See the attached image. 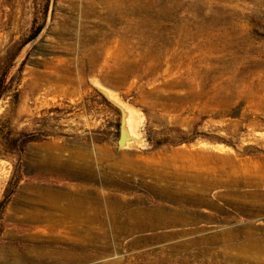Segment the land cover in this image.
<instances>
[{"label": "rangeland", "instance_id": "obj_1", "mask_svg": "<svg viewBox=\"0 0 264 264\" xmlns=\"http://www.w3.org/2000/svg\"><path fill=\"white\" fill-rule=\"evenodd\" d=\"M83 184L103 224L52 226ZM0 264H264V0H0Z\"/></svg>", "mask_w": 264, "mask_h": 264}, {"label": "bare ground", "instance_id": "obj_2", "mask_svg": "<svg viewBox=\"0 0 264 264\" xmlns=\"http://www.w3.org/2000/svg\"><path fill=\"white\" fill-rule=\"evenodd\" d=\"M112 3V2H110ZM113 5L112 8H110V10H112V13L115 14L117 12H119V5L116 3H113L111 4ZM109 5V6H111ZM140 7V6H139ZM108 8V7H107ZM135 9H138V8H135ZM109 10V9H108ZM109 10V11H110ZM139 10L141 11L142 9L139 8ZM124 11L126 12V8H124ZM138 11V10H136ZM119 13H122L121 11ZM109 14V13H108ZM112 15V14H111ZM113 16V15H112ZM115 17V16H114ZM121 17V19H126L127 18L124 16V15H121L119 16ZM117 18V17H115ZM114 18V19H115ZM127 22L129 23V20H127ZM126 22V23H127ZM125 23V24H126ZM130 24H132L130 22ZM134 24V23H133ZM138 24V25H137ZM136 24L137 26V31L140 33L141 32V27H143V24H142V20L141 21H138V23ZM145 24V23H144ZM126 26V25H125ZM124 27V26H123ZM122 27V28H123ZM131 27V26H130ZM133 27V26H132ZM131 27V28H132ZM127 28H128V25H127ZM135 28V26H134ZM124 29V28H123ZM129 29V28H128ZM128 29H126V32L124 31V36H127V31ZM136 29V28H135ZM121 30V29H120ZM119 30V31H120ZM125 30V29H124ZM132 29H129V31H131ZM134 31V30H133ZM123 32V31H122ZM132 32V31H131ZM141 34V33H140ZM123 36V34H122ZM130 36V35H129ZM127 39H129V37H127ZM126 40V39H124ZM128 41V40H127ZM124 42V41H123ZM128 43V42H127ZM126 44V42H125ZM121 47H123V45H121ZM129 50V49H128ZM96 51V50H94ZM122 53L126 52L125 54H127V49H122ZM97 52V51H96ZM112 53L109 54V56H111L112 60H117V61H120V64L124 67L123 68V72H126L128 71L129 69H132V66H133V63H135V60H129V54L126 55V57L124 58L122 55L120 56V54L118 53H114L113 51H111ZM94 54V52H93ZM146 56V54H144ZM142 55V56H139L140 58V64L144 61V59L146 60V57ZM145 58H144V57ZM95 58V57H94ZM111 60V61H112ZM95 60L92 59V63H94ZM63 64V63H62ZM109 63H106L105 66H108ZM132 64V65H131ZM68 74V73H67ZM63 75V74H62ZM62 80L63 81H70L71 78L68 76V75H65L64 73V76L62 77ZM137 113V112H136ZM131 118L129 119V134L133 137H137L139 138L138 141H142V137L140 136L139 134V131L136 130V125H135V115H134V112L131 111ZM138 125V124H137ZM139 143V142H138ZM53 148V146H52ZM63 149V146H60V145H57L56 149L54 150H58L57 152H60L61 150ZM82 152V151H81ZM86 152V151H85ZM84 152V153H85ZM90 153V152H88ZM105 156L104 157H107L109 158L110 157V152L109 150L107 149L105 152H104ZM84 155V154H82ZM90 155V154H89ZM86 156L89 157L90 159H92L91 156ZM126 157H124L125 159ZM51 159V170L52 169H56V170H64L66 172H68V169L71 165H69L68 163H66L64 160H61L58 159L57 157H52L50 158ZM110 160V159H109ZM139 160V161H138ZM126 161V160H124ZM135 165H137L138 167H141L143 165L142 161L140 159H137V161H135ZM72 164V163H71ZM75 164L73 163L72 166H74ZM87 165V164H86ZM128 165V164H127ZM131 165H132V162H131ZM146 164L143 165V167H145ZM136 168V166H135ZM82 170V169H81ZM86 170L87 171H84V173L82 172L81 176L85 177L87 179V181H89L91 183L90 180H95L94 179V173H93V169L91 166H88V168L86 167ZM94 182V181H93ZM96 183V182H95ZM98 183V182H97ZM92 184V183H91ZM90 184V185H91ZM75 185V184H74ZM79 185V184H78ZM74 186V187H70V188H67L66 190L62 191V190H53L51 188H46L44 190H41L39 191L38 195V198L40 200V202H42L44 205H46V207H49L51 208L52 210L55 209L54 211L56 210H59L60 214L57 213V215L51 213L49 215V222L51 220V222L53 223L52 226H63V228H71L73 227V223L72 221L73 220H76V219H81L83 221H88V222H95V223H99V224H103V220L102 218L104 217V213H105V207L106 208H110L112 206V201L108 200L107 197L104 198L102 200V198L100 197V194L98 193L97 196L95 195V197H92L91 195L89 196L87 194V187H89V185L87 186L86 185H82V186ZM98 185V184H97ZM94 186V185H93ZM100 186V185H99ZM98 186V187H99ZM91 187V186H90ZM98 187H96L95 189L97 191H100L101 189H99ZM91 189V188H90ZM93 189V188H92ZM91 191V190H90ZM88 193H90L88 191ZM95 194V193H94ZM102 194V193H101ZM40 210V209H39ZM117 210V209H116ZM45 211V210H44ZM47 211V210H46ZM45 211V212H46ZM50 211V209H49ZM47 211V212H49ZM39 212V211H37ZM42 212H43V209H42ZM46 212V213H47ZM44 213V212H43ZM38 214L37 213H31L29 216V219L31 218H35ZM45 215V213H44ZM47 215V217H48ZM41 216H42V213H41ZM112 217H115V216H112ZM37 218V217H36ZM42 218V217H40ZM40 218H37V219H40ZM109 218V217H108ZM33 220V219H32ZM72 223V226L71 224ZM74 229V228H73ZM12 251V250H11ZM15 252V251H14ZM13 253V252H12ZM15 255V253L13 254Z\"/></svg>", "mask_w": 264, "mask_h": 264}, {"label": "water", "instance_id": "obj_3", "mask_svg": "<svg viewBox=\"0 0 264 264\" xmlns=\"http://www.w3.org/2000/svg\"><path fill=\"white\" fill-rule=\"evenodd\" d=\"M96 90L114 107H116L121 114L120 132L117 141L119 148H126L131 142H137L139 138L133 137L129 134V119L131 118L132 108L125 104L110 88L95 82Z\"/></svg>", "mask_w": 264, "mask_h": 264}]
</instances>
